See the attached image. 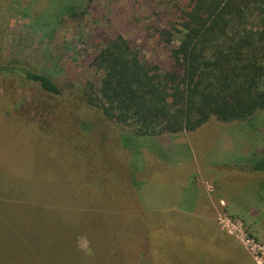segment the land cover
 I'll list each match as a JSON object with an SVG mask.
<instances>
[{
    "label": "rangeland",
    "instance_id": "374dc122",
    "mask_svg": "<svg viewBox=\"0 0 264 264\" xmlns=\"http://www.w3.org/2000/svg\"><path fill=\"white\" fill-rule=\"evenodd\" d=\"M56 1L0 0L1 8L11 11L6 33L3 32V21H0V124L11 123L17 116L22 124L19 135L14 132L16 138L5 132L4 140L0 141V151L3 152L0 166L5 167L0 191L22 201V204L13 201L10 214L6 216L3 249L9 255H17V264H199L206 260L205 251L209 253L208 264H216L217 243L210 241L201 225L195 223L196 219H181L178 225H166L164 231L167 219L163 215L177 209L185 200L184 196H188L186 200L190 198L195 187L213 198L218 183L227 185L233 194H240L243 190L249 197L248 203L252 202L250 204L260 202L256 212L248 210L239 217L225 209L227 202L224 198L218 200L217 227L220 231H228L233 238H224L220 242V246L226 247L222 264L264 262V256L255 258V252L241 242L249 239L264 245V170L251 164L252 159L261 156L255 148L253 132L246 130L247 126L213 118L193 133H174L173 140L162 141L166 157L162 148L150 145V150L156 151L155 155L144 149L145 156L133 158L137 170L136 165L141 160L147 161L151 170L147 189L142 190L145 192L143 198L135 201H145L155 209L169 210L146 220L148 213L135 212V202L129 199L128 193H135L132 186L125 193L121 192L122 188L111 176L98 188L89 183V162L100 166L101 175H106V163L113 158L119 159L118 156L125 151L122 146L118 144L117 152L112 155H102H109L102 160H96L95 156L88 159L87 154L96 149L95 140L90 142V138L76 135L75 115L67 110L52 113L53 106L61 108L65 102L49 98L36 85L25 80L18 70L2 69L18 61L30 64L37 61L39 38L43 36L29 29L30 21L33 25L45 21L48 29L54 30L49 36L51 49L54 46V52L65 69H80L82 58L94 47L93 30L98 26L141 42L143 53L160 66L167 67V49L153 38L145 37L143 32L152 14L160 13L172 0H79L81 4L75 7L78 14L73 17L70 15L75 11L59 17V12L65 9H58ZM86 5L93 7L79 14ZM30 6L33 17H21L28 12L25 7ZM69 126L73 132L70 139ZM97 141H102L99 132ZM243 159L250 161V165ZM14 164L16 167L9 172V167ZM124 167L130 170L129 165ZM76 185L82 187L81 194L76 191ZM97 189L96 199L106 203L102 206L111 203L118 212L86 210L92 192ZM46 205L52 209V221L48 212L40 210ZM83 206L86 209H82ZM25 208L28 209L26 212ZM152 218H159L158 227ZM157 229L161 234V246L158 244L160 237L151 241L150 233ZM150 242L162 248L161 260L151 261L141 254L142 245L144 252L150 251ZM73 244L85 254L81 261L67 259L73 253ZM93 248H97L98 254L91 251ZM114 252L116 255L112 254Z\"/></svg>",
    "mask_w": 264,
    "mask_h": 264
},
{
    "label": "trees",
    "instance_id": "16d2710c",
    "mask_svg": "<svg viewBox=\"0 0 264 264\" xmlns=\"http://www.w3.org/2000/svg\"><path fill=\"white\" fill-rule=\"evenodd\" d=\"M56 2L58 9H65L59 12V17L75 11V7L81 4L79 0ZM89 7L93 6L86 5L79 14L86 13ZM25 9L28 12L21 17L32 18V6ZM77 14L75 11L70 16ZM10 16L11 11L0 6V21H3L5 33ZM152 17L143 33L167 49V67L160 66L143 53L141 42L98 26L93 30L94 47L82 58L80 69H65L54 52V46L51 49L49 36L54 30L48 29L45 21L38 22V25L30 21L29 29L43 36L39 38L37 61L33 60L32 65L18 61L2 68L18 70L25 80L36 85L49 98L65 102L61 108L53 106L52 113L67 110L75 115L76 135L90 138V142L95 140L96 149L90 154L83 152L88 159L95 156L96 160H102L109 157L108 154L112 155L118 144L122 146L125 151L118 156L119 159H108L107 176L101 175L100 166L89 162V183L98 188L111 176L119 186L115 185L122 188L121 192L132 186L135 193H128L129 199L135 202V212L148 213L146 220L168 210L155 209L145 201H135L143 198L145 192L142 190L150 182L151 170L148 162L142 160L136 165L137 170L132 159L145 156L144 149L155 155L156 151L150 150V145L162 148L166 157L161 142L173 140L174 133H193L213 118L223 123L244 124L246 130L253 132L254 145L261 156L252 159L251 164L264 170V0H172ZM20 126L18 116L11 123L0 124V141L4 140L5 132L16 138L14 132L19 135ZM68 130L70 139L71 126ZM98 132L102 141H97ZM105 153L108 154L101 157ZM2 154L1 150L0 158ZM244 161L250 165V161ZM125 165H129L130 170ZM14 167L16 164L9 167V172ZM4 170L5 167L0 166V183ZM75 189L81 194L82 187ZM197 190L196 187L194 195ZM96 191L86 204L88 209L85 206L82 209L118 212L111 203L102 206L106 203L96 199L98 189ZM13 201L22 204L20 199L5 196L0 191V264H17V255H9L2 245L5 219ZM40 210L48 212L52 221L49 205ZM152 219L159 224V218ZM149 246L150 251H145L149 256H146L142 245L143 257L151 261L161 260L162 248L153 242ZM91 251L98 254L97 248ZM112 254L116 255L115 252ZM84 255L74 246L67 259L81 261Z\"/></svg>",
    "mask_w": 264,
    "mask_h": 264
},
{
    "label": "crops",
    "instance_id": "0c3cea01",
    "mask_svg": "<svg viewBox=\"0 0 264 264\" xmlns=\"http://www.w3.org/2000/svg\"><path fill=\"white\" fill-rule=\"evenodd\" d=\"M255 182L256 184L260 185L258 181H255ZM195 188L193 189L190 198L186 200L188 196H184L185 200H183V203L180 206H178L177 209L173 210L172 212H167V214L164 215L165 219L167 220L165 222V226L163 230L165 231V227L167 226L180 224L181 219L185 221L196 219L195 223L201 225L200 228H202V230H204V232H206L209 235L210 241L217 243V247H218L217 253H216L217 257H215L214 259L216 260L215 262L216 264H222L223 255H224V251L226 250V247L223 244L220 246V242L224 238L230 239L232 237L231 235H229L228 231H225V232L220 231L217 227V224L215 221V213H216V208H217L216 206L218 205V200H223L224 198L227 202L225 209L230 214L232 215L235 214L239 217H243V215H245L246 211L248 210L256 212L257 211L256 209L260 207L259 205L260 202L254 203L256 206L253 204H250L252 202L248 203L249 197L247 196V194L243 193V190L240 192V194H233V192H231L229 188H227V185L224 186L223 184L217 183L216 195H213V198L208 197L205 194V192L201 189H198L197 195H194ZM253 196L254 195H252V197ZM186 202H187V205H185ZM229 202H233L234 204L233 205L230 204L229 206ZM245 203H248V206H246ZM156 224H157L156 227L160 225L157 222ZM184 225L187 226L186 223H184ZM159 229H157L155 233L153 232L150 233L152 237L151 241L153 240L156 241V238L160 237L161 234L159 233ZM158 244L161 246V237H160V241ZM163 249L165 250L164 246H163ZM205 253H206L205 254L206 260L200 262L199 264H208L207 256L209 253H207L206 251Z\"/></svg>",
    "mask_w": 264,
    "mask_h": 264
},
{
    "label": "built area",
    "instance_id": "2783aa9c",
    "mask_svg": "<svg viewBox=\"0 0 264 264\" xmlns=\"http://www.w3.org/2000/svg\"><path fill=\"white\" fill-rule=\"evenodd\" d=\"M241 242L243 243V245L251 250L252 252H255V258L260 257L263 258L264 256V245H259L255 242H253V240H249V239H242ZM258 264H264L263 260H261L260 262H257Z\"/></svg>",
    "mask_w": 264,
    "mask_h": 264
}]
</instances>
